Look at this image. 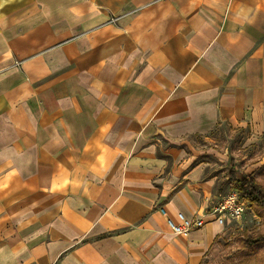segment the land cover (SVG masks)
<instances>
[{
    "label": "crops",
    "instance_id": "0c3cea01",
    "mask_svg": "<svg viewBox=\"0 0 264 264\" xmlns=\"http://www.w3.org/2000/svg\"><path fill=\"white\" fill-rule=\"evenodd\" d=\"M222 123L264 133V0H0V264H203Z\"/></svg>",
    "mask_w": 264,
    "mask_h": 264
},
{
    "label": "rangeland",
    "instance_id": "374dc122",
    "mask_svg": "<svg viewBox=\"0 0 264 264\" xmlns=\"http://www.w3.org/2000/svg\"><path fill=\"white\" fill-rule=\"evenodd\" d=\"M190 142L195 148L224 155L225 161L218 163L224 178L229 177L230 162L234 161L240 177L253 178L264 187V133L255 134L249 129L222 123L209 135L195 137ZM225 181L228 188L221 196L231 188L236 189L228 179ZM242 200L246 204L244 216L237 221L228 220L224 235L214 244L203 264H264V243L241 247L249 237L264 235V210H257L250 202Z\"/></svg>",
    "mask_w": 264,
    "mask_h": 264
},
{
    "label": "built area",
    "instance_id": "2783aa9c",
    "mask_svg": "<svg viewBox=\"0 0 264 264\" xmlns=\"http://www.w3.org/2000/svg\"><path fill=\"white\" fill-rule=\"evenodd\" d=\"M114 18L110 22H116ZM164 215L165 211L161 210ZM246 211V204L241 199L239 191L231 188L228 193L220 196L210 207H208L199 217L187 219L183 214H179L180 223L176 224L171 219L168 223L172 231L179 236H187L191 231L201 229L208 223L216 221L225 226L230 221L240 220Z\"/></svg>",
    "mask_w": 264,
    "mask_h": 264
},
{
    "label": "trees",
    "instance_id": "16d2710c",
    "mask_svg": "<svg viewBox=\"0 0 264 264\" xmlns=\"http://www.w3.org/2000/svg\"><path fill=\"white\" fill-rule=\"evenodd\" d=\"M228 180L230 184L236 186L241 199L250 202L253 208L257 210H264V187L253 178L243 179L240 177L234 162L231 164ZM262 234L249 237L246 242L243 241L241 247L250 248L264 243V235Z\"/></svg>",
    "mask_w": 264,
    "mask_h": 264
}]
</instances>
